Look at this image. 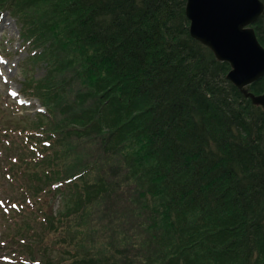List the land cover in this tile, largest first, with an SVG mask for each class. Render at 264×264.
I'll return each mask as SVG.
<instances>
[{"label": "trees", "instance_id": "trees-1", "mask_svg": "<svg viewBox=\"0 0 264 264\" xmlns=\"http://www.w3.org/2000/svg\"><path fill=\"white\" fill-rule=\"evenodd\" d=\"M185 3L0 0L45 64L43 112L0 108V264H264V109Z\"/></svg>", "mask_w": 264, "mask_h": 264}, {"label": "water", "instance_id": "water-1", "mask_svg": "<svg viewBox=\"0 0 264 264\" xmlns=\"http://www.w3.org/2000/svg\"><path fill=\"white\" fill-rule=\"evenodd\" d=\"M264 10L262 0H186L190 35L229 63L227 78L254 104L264 109L263 91L247 86L264 77V47L253 27Z\"/></svg>", "mask_w": 264, "mask_h": 264}, {"label": "rangeland", "instance_id": "rangeland-1", "mask_svg": "<svg viewBox=\"0 0 264 264\" xmlns=\"http://www.w3.org/2000/svg\"><path fill=\"white\" fill-rule=\"evenodd\" d=\"M0 52L3 55L0 57V108H6L9 112V120H5L7 124L28 125L38 110H43L37 97L29 95L28 91L45 73V64L44 62L36 63L29 59L32 52L27 48V43L22 42L19 25L8 11L0 13ZM22 67L26 72L22 71ZM70 71L73 73L74 70ZM67 76L72 77L69 74ZM74 81L73 85L65 86L71 96L80 86L78 80ZM25 82L27 87H24ZM23 97H25L23 99L24 104H18V99ZM0 219L2 236L15 232L13 227L5 228L3 226L7 222L4 217L0 216ZM8 222H11V219ZM5 258L7 259V257Z\"/></svg>", "mask_w": 264, "mask_h": 264}]
</instances>
